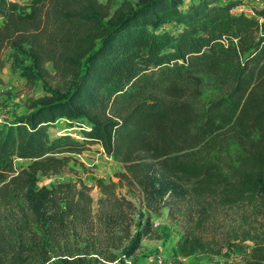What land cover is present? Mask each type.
<instances>
[{"label":"trees","instance_id":"16d2710c","mask_svg":"<svg viewBox=\"0 0 264 264\" xmlns=\"http://www.w3.org/2000/svg\"><path fill=\"white\" fill-rule=\"evenodd\" d=\"M240 5L137 0L110 11L99 0H0V56L10 50L27 81L50 64L68 85L0 124V184L18 181L29 222L56 240L90 235L85 255L64 263L125 264L159 239L151 215L167 210L174 262L249 241L245 264H264V8L233 13ZM58 123L79 139L52 134ZM91 145L124 169L116 182L96 180V223L83 183L38 187ZM55 244L36 238L28 260L0 264H48Z\"/></svg>","mask_w":264,"mask_h":264},{"label":"rangeland","instance_id":"374dc122","mask_svg":"<svg viewBox=\"0 0 264 264\" xmlns=\"http://www.w3.org/2000/svg\"><path fill=\"white\" fill-rule=\"evenodd\" d=\"M19 3H25L29 0H13ZM102 4L109 6L113 11L120 6L130 5L135 7L137 0H99ZM227 1V0H221ZM244 5L234 8L233 13H245L253 15V9L264 8V0H243ZM168 30H175L172 27H166ZM27 62L22 66H26ZM46 74H42L38 79L27 81L21 76L19 70H14L12 66L11 51L5 50L0 56V124L9 123L16 118L25 116L31 112L35 102L47 96L46 89H58L64 91L68 88L65 79L56 73L50 64L45 65ZM210 91L207 90V94ZM63 124L58 123V128L50 130L52 134L69 133L71 137L79 139L77 129H63ZM74 160L65 167L59 175L40 176L38 187H54L61 183L77 185L83 183L87 193L92 199L90 205L91 217L96 223V213L98 210L97 200L100 192L95 186L97 179L107 183L109 180L117 181L115 175L123 172L122 163L107 157L98 145H91L80 155H74ZM15 165L25 166L23 161L16 160ZM18 181H10L7 184H0V260L8 261L16 258L25 257L27 260L28 248L33 247L35 239L43 241L47 239L48 245L57 242L52 246V256L48 264H66L63 261L73 258L83 257L85 243L90 235L86 236L85 232L78 229L76 232L61 236L59 239L47 237L37 230L30 221L29 211L23 200V194L18 186ZM125 189L119 191L124 194ZM132 201L139 206V202L133 196H129ZM153 229L159 235V239L147 238L140 248L135 252L125 264H245L253 244L249 241L238 242L232 248L223 250L222 254L217 257H209L204 254H195L187 258H180L179 263L171 259L172 251L176 242L174 226L167 218V210H163L159 216L151 215ZM93 223V225H94ZM66 234V235H65ZM33 243V244H32ZM23 244V245H21ZM24 248V249H23ZM116 254L115 251H112ZM90 260L89 257L86 258ZM94 259V258H92ZM27 264H40L37 261H30ZM68 264V263H67ZM74 264V263H72ZM86 264H108L100 260L99 262L91 261Z\"/></svg>","mask_w":264,"mask_h":264},{"label":"built area","instance_id":"2783aa9c","mask_svg":"<svg viewBox=\"0 0 264 264\" xmlns=\"http://www.w3.org/2000/svg\"><path fill=\"white\" fill-rule=\"evenodd\" d=\"M236 9H238V7H236ZM234 11V10H233ZM241 13V12H240Z\"/></svg>","mask_w":264,"mask_h":264}]
</instances>
